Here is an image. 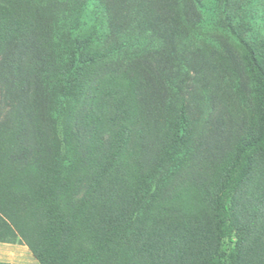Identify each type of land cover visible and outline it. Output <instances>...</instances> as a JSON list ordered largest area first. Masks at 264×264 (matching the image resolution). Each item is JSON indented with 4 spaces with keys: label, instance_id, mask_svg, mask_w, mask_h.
<instances>
[{
    "label": "rangeland",
    "instance_id": "1",
    "mask_svg": "<svg viewBox=\"0 0 264 264\" xmlns=\"http://www.w3.org/2000/svg\"><path fill=\"white\" fill-rule=\"evenodd\" d=\"M107 1L109 5L102 0H0V6L50 30L51 60L59 62L68 60L71 35L98 29L94 46L103 52L89 66L90 94L107 117L125 113L137 133L129 146L127 174L137 170L136 180L143 174L139 169L148 170L134 218L147 214L143 221H212L214 197L238 146L261 129L254 98L257 78L224 23L222 0ZM230 6L234 25L248 41L264 37V0H231ZM32 50L23 53L29 64ZM20 51L0 46L10 77L7 83L2 76L0 86V212L29 245L54 250L58 242L45 239L47 206L36 203L32 193L42 191L40 163L51 156L61 159L64 150L59 154L53 137L35 140L24 134L26 97L19 90L21 77L14 78L12 71ZM47 67L57 82L56 68ZM54 94L61 102L63 95ZM182 101L190 120L183 140L176 138ZM58 105H50L53 117L59 115ZM121 190L124 194L125 187ZM65 200L60 206L72 209ZM231 204L236 221L249 226L255 261L264 256V156L256 159ZM80 238L65 247L73 257L83 251L86 237Z\"/></svg>",
    "mask_w": 264,
    "mask_h": 264
},
{
    "label": "trees",
    "instance_id": "2",
    "mask_svg": "<svg viewBox=\"0 0 264 264\" xmlns=\"http://www.w3.org/2000/svg\"><path fill=\"white\" fill-rule=\"evenodd\" d=\"M230 5L231 0H222L223 19L240 42L245 66L257 78L254 98L261 129L259 135L238 146L214 197L212 221H143L147 214L140 215L139 221L134 218L144 198L148 181L143 174L148 170L139 169L143 174L136 180L137 170L132 169L135 175L127 174L129 146L137 133L125 113L107 117L97 105V96L90 94L89 66L103 52L94 46L98 29L71 35L66 46L68 60L59 62L51 60L50 30L39 29L32 20L13 16L10 9L0 6V46L21 50L12 71L14 78L21 77L19 90L26 97L24 134L35 140L53 137L59 154L64 150L62 160L51 156L40 163L37 176L42 191L32 193L36 203L47 206L46 242H58L54 250L29 245L41 264H264V256L252 259L249 226L236 221L231 204L248 181L256 159L264 156V37L248 41L234 25ZM29 47L33 48L30 64L23 55ZM48 63L59 74L57 82L46 72ZM6 73L0 60L1 87L2 76L10 83ZM55 91L63 95L61 102ZM54 102L60 108L56 117L50 114ZM177 123L176 138L183 140L190 126L185 101ZM65 198L73 204L72 209L60 206ZM2 217L0 212V237L16 235L12 222ZM80 235L86 237L83 251L73 257L65 247Z\"/></svg>",
    "mask_w": 264,
    "mask_h": 264
},
{
    "label": "crops",
    "instance_id": "3",
    "mask_svg": "<svg viewBox=\"0 0 264 264\" xmlns=\"http://www.w3.org/2000/svg\"><path fill=\"white\" fill-rule=\"evenodd\" d=\"M0 264H41L29 244L16 235L0 237Z\"/></svg>",
    "mask_w": 264,
    "mask_h": 264
}]
</instances>
